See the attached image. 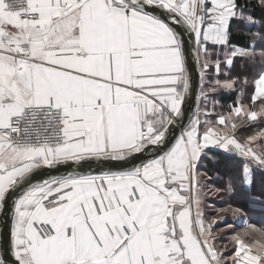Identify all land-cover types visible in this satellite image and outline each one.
<instances>
[{
  "label": "snow or ice",
  "instance_id": "snow-or-ice-1",
  "mask_svg": "<svg viewBox=\"0 0 264 264\" xmlns=\"http://www.w3.org/2000/svg\"><path fill=\"white\" fill-rule=\"evenodd\" d=\"M185 33L202 107L164 150L193 87ZM221 91L237 102L213 122ZM213 148L237 163L215 192L264 197V0H0V213L20 193L0 264H264V228L219 247L205 219Z\"/></svg>",
  "mask_w": 264,
  "mask_h": 264
},
{
  "label": "trees",
  "instance_id": "trees-1",
  "mask_svg": "<svg viewBox=\"0 0 264 264\" xmlns=\"http://www.w3.org/2000/svg\"><path fill=\"white\" fill-rule=\"evenodd\" d=\"M237 39H239L241 43L244 42L243 37H237ZM220 78L223 80L224 76L221 75ZM248 91H251V89ZM214 95L216 101L219 103L217 104L215 112L211 113L210 118L213 120V122L217 120L219 115L226 114L228 112L229 106L235 105L238 98V93L236 92L221 91L215 93ZM198 106L202 107L200 104ZM201 118L205 119L204 116H201ZM257 130L258 129L256 127L241 128L237 130V135L239 138H245L255 134ZM219 151L222 150H216L213 148L208 152V158H203L202 163L199 166L202 184L206 185V187L210 186L214 188H223L225 182L228 179V174L232 172L235 167H237V163L235 161L228 160L225 158V156L217 155ZM257 191H259V184ZM218 195L222 198L221 202L231 203L236 206L240 205L245 210L250 212V217L253 222H255V224L259 223L264 226V197L256 196L255 199L258 202L254 203L251 196H245L239 189L235 190L234 192L229 191L227 193L221 191Z\"/></svg>",
  "mask_w": 264,
  "mask_h": 264
},
{
  "label": "water",
  "instance_id": "water-1",
  "mask_svg": "<svg viewBox=\"0 0 264 264\" xmlns=\"http://www.w3.org/2000/svg\"><path fill=\"white\" fill-rule=\"evenodd\" d=\"M185 39L187 41L186 44V56L188 67L192 76V92L190 96L187 98L184 106L185 115L183 117L182 123L173 128L168 134L169 143L165 145L164 150L171 146L172 143L175 142V139L178 137L179 133L185 128L188 122L194 117L197 108L198 101L197 95L200 92V76H199V65L196 63L195 54H194V37L185 33ZM152 153H145L143 159H147L150 157ZM103 167V166H101ZM96 168V165H93V169ZM67 171L65 168H61L59 170L52 169H40L34 172L32 175L34 177L33 182H40L44 179H48L52 176L62 175ZM22 191V190H21ZM20 193L17 192L14 194L9 200L6 206V211L4 213H0V244L1 249H6L10 246V227H11V208L14 200Z\"/></svg>",
  "mask_w": 264,
  "mask_h": 264
},
{
  "label": "crops",
  "instance_id": "crops-1",
  "mask_svg": "<svg viewBox=\"0 0 264 264\" xmlns=\"http://www.w3.org/2000/svg\"><path fill=\"white\" fill-rule=\"evenodd\" d=\"M215 189L216 188L210 186L203 188V191L205 193L204 200L206 204V207L204 209V215L206 221L212 219L219 221L217 227L214 229V231L220 237V239L217 241L219 247L227 246L228 248H231L232 245L228 243L230 237L238 232L243 231L246 225L249 223H251L257 228H264V226L259 223L255 224V222H253L250 217V212L245 210L240 205L236 206L231 203L221 202L222 198L218 195L219 192L214 191ZM234 208L240 209V212L235 217L232 215V209ZM222 217L224 219H221ZM229 224H231L232 227H227V225Z\"/></svg>",
  "mask_w": 264,
  "mask_h": 264
},
{
  "label": "built area",
  "instance_id": "built-area-1",
  "mask_svg": "<svg viewBox=\"0 0 264 264\" xmlns=\"http://www.w3.org/2000/svg\"><path fill=\"white\" fill-rule=\"evenodd\" d=\"M0 249H1V244H0Z\"/></svg>",
  "mask_w": 264,
  "mask_h": 264
}]
</instances>
